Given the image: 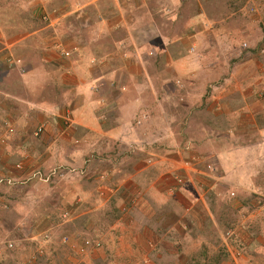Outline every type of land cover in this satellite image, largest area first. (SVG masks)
Returning <instances> with one entry per match:
<instances>
[{
  "label": "rangeland",
  "instance_id": "rangeland-1",
  "mask_svg": "<svg viewBox=\"0 0 264 264\" xmlns=\"http://www.w3.org/2000/svg\"><path fill=\"white\" fill-rule=\"evenodd\" d=\"M83 47L91 59L72 68ZM122 60L140 63L149 109L137 127L157 122L149 136L116 145L77 135L74 147H52L65 157L89 150L96 181L69 160L46 180L43 134L20 164L18 122L38 129L45 109L77 106V83L104 75L107 63L128 70ZM107 110L111 126L119 112ZM154 139L164 150L152 159L166 174L165 190L152 193L139 180L156 176L141 158ZM0 142V264H264V0H0ZM110 170L141 190L114 194ZM148 196L160 216L175 215L160 229L165 239L156 223L143 228L135 203Z\"/></svg>",
  "mask_w": 264,
  "mask_h": 264
},
{
  "label": "crops",
  "instance_id": "crops-1",
  "mask_svg": "<svg viewBox=\"0 0 264 264\" xmlns=\"http://www.w3.org/2000/svg\"><path fill=\"white\" fill-rule=\"evenodd\" d=\"M98 47H99L98 50H100V49L102 50L101 45H98ZM90 56H91L90 53L86 52V48L83 47L81 49V51L79 52L78 57L72 61V64H71L72 68L79 69L82 64H85L86 60ZM115 57L117 59L118 55H115ZM119 57L122 59L121 56H119ZM90 59H91V57H90ZM114 60H115V58L114 59L111 58V62L113 64L117 63V61H114ZM88 62H90V60ZM126 63H128V61ZM126 63H124V61H123V64L129 65L128 70H125L122 67H119V68L111 67L110 68L109 66L111 65V63H109V64L107 63L106 64L107 70L104 73V75L97 74V75L93 76L94 78H91V76H90V80L85 79L82 81L81 84L77 83V85H76L77 95L81 91V95L79 97H77V101L75 100L76 102H79L77 106L74 107L73 103H69V104H66L65 106H62L63 108L56 107V109H54L55 112L49 111L48 109H45V110H47L46 113L44 112L45 115L40 114V115H38V117L36 119H34V117H33L34 122H36V121L42 122V123H39L38 127L39 126L41 127V125H43V123L46 122L44 124L45 129H44V132L42 135V137L44 136V138L42 140L44 141V139H46L44 142L45 144H43V149L41 152L39 151V149L37 151V154H41V158L37 159V160L39 161L40 165L42 164L44 166L43 170H44L45 178H49L51 176L50 174L53 172V170H55L54 168H56L54 166L58 165V163H63L64 161L69 160L70 164L69 163L68 164L71 166L73 165V167H75V168L80 167L77 165H84L83 166L84 171H82V173H84V175H86L87 172H90L92 170V173H93L92 176L93 175H94L93 177H95V175L98 176V178H96V179L92 178L93 181L94 180L96 181L97 179H99V174L95 173V171L93 172V169L95 167H97L98 165H95V163H91V160L88 159L87 153H89L88 152L89 150H85L84 156L80 158L78 156V152H75V150L71 151L69 149L70 154L68 157H65L61 153L60 154L59 153H53L51 151L52 147L57 146L58 141H61V140L69 141L72 144V147H74L75 144L81 143V141L78 139L77 135H80V137H83L86 141L91 140L93 137H94L93 138L94 140H97L100 137L105 136L111 140V143H115L117 145L118 144L117 142H121L124 145L123 140L124 139L125 140L131 139L133 136L132 137H129V136L134 134L133 132H136L135 137H138V138L144 137V136H149L150 128L156 127L157 122L156 123H150L147 121H143V124L139 125L137 127V123H138L137 121L140 120V118L142 116L141 114L143 112H145L146 109H149V105L146 104V100L143 99V96H141V95H143V93L145 91L148 93V90H147V88H143L144 84H139L140 80L142 79L138 76V74H139L138 70H139L140 63H136V64H130V63L126 64ZM108 67H109V69H108ZM136 70H137V72H136ZM69 71H71V70L69 69ZM92 72H93V69H92ZM97 73H99V72H97ZM65 75H68V74H65ZM114 75L118 76L116 79L118 80L119 83H118V86L116 85V86L110 87L109 85L111 83H114L113 80L111 81V79H113L115 77ZM93 79L97 82H94ZM105 80L107 82V84H105V87H103V88L100 87L99 89L94 87L96 89V91L98 90V92H96L92 86H88L89 81L92 83L93 86H95V84H97V83H98V86H102L104 84V82L101 83V81H105ZM133 83L135 85H133ZM129 85H130V87H129ZM98 86H96V87H98ZM90 87H92V88H90ZM66 90H68V89H66ZM66 92L67 91H65V93ZM146 92L144 94H147ZM11 93L12 92H10V94ZM105 93L108 94V97H107L108 100H107L106 105L111 106L112 109L115 108V110H117L119 112V117L116 118L114 121H111V126H109V124H108V121H109L108 118L110 116L109 110L103 112V109L106 107V105L99 108L102 105V103L104 102V100L106 99V98H104ZM102 98H103V102H102ZM42 109H44V108L42 107ZM66 112L69 113L70 117H71V123L72 124L70 127H67L65 125V122H63V120H62V122H60L61 123L60 125L58 124V121H57L58 118L62 119L63 115ZM147 115L149 116V114H146L145 116H147ZM29 118L32 119V117H29ZM25 121L26 122H24V121L18 122V129H19L17 131L18 133H16L15 136L14 135L12 136V138L17 140V145H18V149L20 150V152H22V150L19 147H23L24 145H27V146L23 147L24 151L21 153L22 154L21 158L23 156V158H22L23 160H22V163L20 162V164H25L26 161L27 162L30 161L31 155H29V154H31L33 151L31 150V147L29 146V144L31 143L29 141H30V138H32L37 131V129H36L37 127L36 128L35 127L30 128L27 125L28 120H25ZM31 121H33V120H31ZM28 122H30V121H28ZM27 130H29V131H27ZM133 130H135V131H133ZM160 132H162V131H160ZM21 133H22V135H21ZM89 138H91V139H89ZM25 139H27V140H25ZM33 139L34 138H32V140ZM99 142H96V143H99ZM154 143H155V145H157L156 143H158V142L154 139ZM14 148L16 150L17 146H14ZM63 149L66 150V145H63ZM15 150L12 152L13 154H16ZM148 150H150L151 153H148V154L142 153L141 158L145 157V156L148 157L149 164L147 165V167L145 169H147L148 172H151V170L152 171L154 170L156 172V176L154 177V179H151V177L148 176V174H146V173L143 175L141 174L140 180H139L141 182V185H142L141 188L143 191L152 189L151 190L152 193H155L153 191L163 192L165 190V188H163V189L161 188L162 184H160V183H162V182L159 183V181H161L164 178L166 173H164L163 171H160L159 169H161V167L157 166V164L160 163L161 161L160 162L159 161L154 162V160L152 158H156L158 156V153L162 152V150H164V149L161 148V146L157 145L155 147L148 148ZM116 152L117 151L115 150L114 153H116ZM144 153H146V151ZM111 157H114V155H111ZM78 159H82V160L79 161ZM53 160H55V161H53ZM147 160H145L144 162H146ZM52 161H53V164H52ZM54 164H56V165H54ZM88 164H89V166H88ZM191 169H192V167H191ZM85 170H87V171H85ZM46 171H48V172H46ZM134 171L135 170H131L130 172H131V174H133L135 176ZM169 172L170 171H168V173ZM112 173H113V171L110 170L106 174H104V176L109 177V179H111V182H112V180L116 182L117 178H115V176H113ZM138 173H141V172H136V174H138ZM115 182L111 183V184L115 185V187L118 184V188L115 190L114 194L122 191V193H121L122 198L133 197L132 196L133 192L135 194V192H137L138 190H141L138 183H135V184L133 183L132 185H134V187L130 186V188H129L128 185L130 183H128V181H126L125 179H123L122 183L116 182L117 184H115ZM120 183L123 186L119 187ZM127 183H128V185H127ZM190 183L191 182H189L187 180L186 181V187ZM173 191L174 190L171 189V192H173ZM176 194L179 195L178 192ZM148 197L149 198H145V197L141 198L135 204L137 207H139L143 211V215L145 217V220H143L145 223L143 226L144 230L146 232L149 230L152 231V228L154 227V224L156 223L158 225V229H159V231L157 233L158 234L157 238L161 239L162 233H160V229L163 228L162 230H164V227H165V230H167L169 228V225L171 226L172 224H174L175 215L169 214L167 217L160 216V214H158V211H159L158 204L156 205V204H154V202L149 200V199H152V196H148ZM132 201L135 202L136 199L133 200V198H132ZM138 204H139V206H138ZM154 214H155V217H154ZM176 227L181 229V226L179 224H177ZM157 234L155 233V236ZM163 238L165 239V237H163ZM165 244L167 245L166 240H165Z\"/></svg>",
  "mask_w": 264,
  "mask_h": 264
},
{
  "label": "built area",
  "instance_id": "built-area-1",
  "mask_svg": "<svg viewBox=\"0 0 264 264\" xmlns=\"http://www.w3.org/2000/svg\"><path fill=\"white\" fill-rule=\"evenodd\" d=\"M66 55H69V54H66ZM62 120H63V122H65V125L67 126V127H70L71 126V117H70V114L69 113H65L64 115H63V117H62ZM44 129H45V126L43 125V126H41L40 128H38L37 129V131H36V133H35V136H40V135H42L43 134V132H44ZM1 143V142H0ZM4 143V142H3ZM21 166V165H20ZM19 166V167H20ZM19 169H24V168H19ZM56 175V173L55 172H53L52 173V175L49 177V178H47L46 180H50V178L51 177H53V176H55ZM44 179V178H43ZM3 183V180H0V184H2ZM89 246V242H87V244H85V247H88ZM97 246H100L99 244L97 245ZM8 247H9V249H13L14 248V245H13V243L12 242H9L8 243ZM84 249V248H83Z\"/></svg>",
  "mask_w": 264,
  "mask_h": 264
},
{
  "label": "trees",
  "instance_id": "trees-1",
  "mask_svg": "<svg viewBox=\"0 0 264 264\" xmlns=\"http://www.w3.org/2000/svg\"><path fill=\"white\" fill-rule=\"evenodd\" d=\"M220 262L221 261L218 258L215 259V264H219ZM205 264H209V263H205Z\"/></svg>",
  "mask_w": 264,
  "mask_h": 264
}]
</instances>
